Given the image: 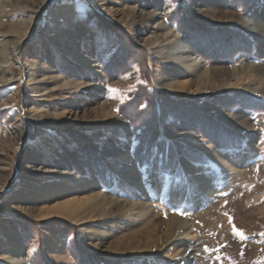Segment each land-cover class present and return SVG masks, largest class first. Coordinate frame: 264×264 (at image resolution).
I'll return each mask as SVG.
<instances>
[{
	"label": "rangeland",
	"instance_id": "rangeland-1",
	"mask_svg": "<svg viewBox=\"0 0 264 264\" xmlns=\"http://www.w3.org/2000/svg\"><path fill=\"white\" fill-rule=\"evenodd\" d=\"M243 18L264 0H0V264H264V30Z\"/></svg>",
	"mask_w": 264,
	"mask_h": 264
},
{
	"label": "bare ground",
	"instance_id": "bare-ground-1",
	"mask_svg": "<svg viewBox=\"0 0 264 264\" xmlns=\"http://www.w3.org/2000/svg\"><path fill=\"white\" fill-rule=\"evenodd\" d=\"M247 16V15H246ZM154 17H156V18H159V16H158V14L157 13H155L154 14ZM243 23L247 26V28L250 30V31H260V30H264V23H256V22H254V21H252V19H250V18H243ZM162 24V23H161ZM156 27V26H155ZM163 30V29H162ZM167 32L168 33H171L170 31H168V30H165L164 31V33H161V34H157V36H156V38L158 39V43H161V44H165V43H167L166 41H167V37L165 36L166 34H167ZM173 33V32H172ZM156 34V33H155ZM175 34V33H174ZM173 34V35H174ZM17 37V39H13L12 41H10V43H7L6 45H5V47L7 48V50H6V53L8 52V53H12L13 51H14V49L18 46V44L20 43V40H21V37H18V36H16ZM181 38V37H180ZM4 46V45H3ZM177 48H179V50L181 51V54H182V56L184 55V57H188L189 55H191V49H189L187 46H186V44H185V42L182 40V39H180L179 40V43L177 44ZM2 51H4V50H2ZM5 52V51H4ZM0 53H1V51H0ZM193 53V52H192ZM2 56H4V55H2ZM11 58V57H10ZM177 58V57H176ZM181 60V59H180ZM179 60V61H180ZM189 59L187 58V60L185 61V63H186V65H189L187 62H189L188 61ZM191 60H194V59H191ZM2 65H4L3 64V62H0V66H2ZM190 66V65H189ZM4 80H6L5 78H3ZM249 92H253V89H251V88H249V89H247ZM239 123L241 122H243V121H238ZM19 139V138H18ZM90 185V184H89ZM251 189V188H250ZM247 192V191H246ZM240 193H242L243 194V192H240ZM240 196V195H239ZM243 196V195H242ZM211 209H213V208H211ZM228 209V207H226L225 205H220V206H217L216 208H214L211 212H209L207 215H205L204 217H206L207 219H209V220H212V221H215L216 222V225H217V223H219V222H221L222 221V224L224 225V226H226V225H229V222H226L225 220V218H222V216H223V214L224 213H227V210ZM263 209V208H262ZM261 209V210H262ZM85 211H86V209H85ZM222 215V216H221ZM232 216V215H231ZM258 216V215H257ZM234 221V220H233ZM211 222V221H210ZM232 221L230 220V225H232V224H234L233 222L231 223ZM177 223V222H176ZM182 225H184L185 224V221H182L181 220V222H180ZM174 221H173V218H170V219H168L166 222H165V230H166V232H165V234L167 235V236H171L172 238H173V236L176 234L175 232H176V230H177V228H176V225H175V227H173L174 225ZM205 224H206V222H205ZM213 224V223H212ZM222 224H221V229H222ZM173 225V226H172ZM224 226H223V228H224ZM173 227V228H172ZM179 227V226H178ZM180 228H184L183 226L182 227H180ZM179 228V229H180ZM215 228V227H214ZM186 229V228H185ZM220 230V229H219ZM194 248H184L183 249V251L184 252H186V254L183 256L182 255V253H181V258L182 259H185V260H187V259H192L193 257H192V255L190 254V251H192ZM190 250V251H189ZM180 255V254H179ZM23 262V261H22Z\"/></svg>",
	"mask_w": 264,
	"mask_h": 264
},
{
	"label": "snow or ice",
	"instance_id": "snow-or-ice-1",
	"mask_svg": "<svg viewBox=\"0 0 264 264\" xmlns=\"http://www.w3.org/2000/svg\"><path fill=\"white\" fill-rule=\"evenodd\" d=\"M233 231H234V234H236V233H237V230H236L235 228H233Z\"/></svg>",
	"mask_w": 264,
	"mask_h": 264
}]
</instances>
